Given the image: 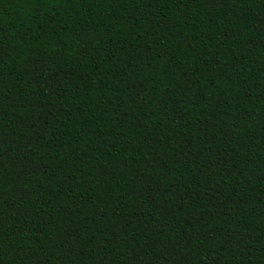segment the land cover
<instances>
[{
	"label": "trees",
	"instance_id": "1",
	"mask_svg": "<svg viewBox=\"0 0 264 264\" xmlns=\"http://www.w3.org/2000/svg\"><path fill=\"white\" fill-rule=\"evenodd\" d=\"M0 264H264V0H0Z\"/></svg>",
	"mask_w": 264,
	"mask_h": 264
}]
</instances>
